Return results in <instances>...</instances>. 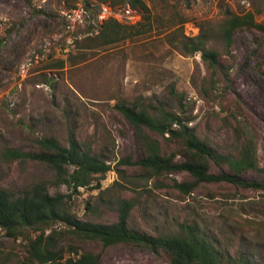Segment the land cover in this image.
<instances>
[{"label":"rangeland","instance_id":"rangeland-1","mask_svg":"<svg viewBox=\"0 0 264 264\" xmlns=\"http://www.w3.org/2000/svg\"><path fill=\"white\" fill-rule=\"evenodd\" d=\"M145 2L148 17L118 0H0V187L19 191L53 179L46 164L5 152L37 150L36 140L48 136L67 144L72 128L83 148L112 168L100 188L81 187L72 196L70 208L78 217L113 222L119 203L130 200L129 224L139 231L182 234L186 225H196L222 252H252L255 264H264V189L200 182L184 194L166 185L172 178L190 180L183 171L155 179L139 165L122 164L126 156L142 158L143 150L132 125L114 107L139 100L151 113L163 108L188 116L199 136L222 151L252 138L262 171L239 174L264 183V33L240 28L229 47L218 38L207 43L229 67L226 77L212 75L200 53H186L169 41L181 31L193 37L200 22H220L228 12L252 11L264 23V0ZM107 19L121 24L124 37L98 45L95 38ZM144 134L162 151L176 148L157 134ZM222 170L228 168L210 169ZM59 189L68 192L65 185ZM51 229L64 245L99 252L103 264L167 263L162 253L142 246L82 242L60 222L46 233ZM37 234L21 227L9 236L0 228V264H21Z\"/></svg>","mask_w":264,"mask_h":264},{"label":"trees","instance_id":"trees-1","mask_svg":"<svg viewBox=\"0 0 264 264\" xmlns=\"http://www.w3.org/2000/svg\"><path fill=\"white\" fill-rule=\"evenodd\" d=\"M118 1L138 9L144 17L149 16L145 0ZM120 28L118 21L107 19L97 33L96 43L109 44L122 39L124 34ZM198 28V34L193 37L185 36L181 31L178 36L171 35L169 41L186 53H200L212 75L220 72L223 77L228 75L229 67L220 60L218 50L208 48L207 43L218 38L229 47L235 31L240 28L264 33V23L257 21L252 11L242 14L228 12L220 22L202 21ZM114 107L132 125L136 141L143 150L142 158L133 161L126 156L120 160L122 164L139 165L149 177L155 179L169 177L173 171H183L190 180L177 181L172 178L171 184L166 185L184 194L192 192L200 182H227L236 187L264 189V183L243 178L239 174L245 169L262 171L252 138L243 137L233 149L222 151L199 136L195 127L188 124L191 119L188 116L163 108L158 113H151L139 100L131 103L118 101ZM68 132L67 144L48 136L36 140L37 150L22 152L8 149L5 152L14 158L42 162L54 173L53 179L34 181L19 191L0 187V228L9 236H16L21 227H32L38 231L34 238L29 239L27 255L21 264H103L99 252L75 244L60 243L55 229L46 233L51 225L59 222L67 226V233L79 241L98 242L103 247L120 243L142 246L153 253H162L167 259L166 264H255L252 252L237 256L224 253L204 237L196 225H186L187 231L182 234L159 235L131 227L129 215L134 205L130 200L119 203L117 219L113 222L78 217L70 208L72 196L81 187L100 188L101 181L112 168L110 163L84 149L72 128ZM144 132L157 134L166 143L175 144V150L162 151L160 143L151 141ZM213 164L219 168L226 166L228 171L212 173L210 169ZM61 185H65L68 192L61 191ZM51 187L55 188V192H51ZM86 208H92L89 202H86Z\"/></svg>","mask_w":264,"mask_h":264}]
</instances>
